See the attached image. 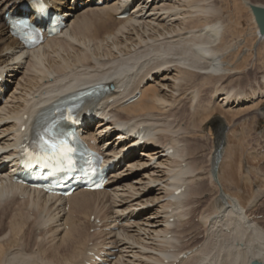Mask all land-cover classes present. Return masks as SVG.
Returning a JSON list of instances; mask_svg holds the SVG:
<instances>
[{
    "label": "bare ground",
    "instance_id": "6f19581e",
    "mask_svg": "<svg viewBox=\"0 0 264 264\" xmlns=\"http://www.w3.org/2000/svg\"><path fill=\"white\" fill-rule=\"evenodd\" d=\"M73 1L45 0L67 17V26L29 51L12 36L7 15L35 20L32 0H0V74L7 75L0 84V264H264V205L254 199L247 209L224 192L217 176L224 141L209 175L219 185L220 208L196 214L200 226L187 228L194 224L189 201L208 174L196 168L184 122L175 117L193 95L182 92L193 73L217 75V85L229 74L237 43L229 34L223 39L222 8L212 0ZM255 35L264 41L256 27ZM99 86L110 94L86 108L94 122L85 139L111 161L146 133L140 152L117 164L102 192L60 198L13 184L19 141L37 117L68 94ZM224 89L223 106L264 99L260 88Z\"/></svg>",
    "mask_w": 264,
    "mask_h": 264
},
{
    "label": "rangeland",
    "instance_id": "374dc122",
    "mask_svg": "<svg viewBox=\"0 0 264 264\" xmlns=\"http://www.w3.org/2000/svg\"><path fill=\"white\" fill-rule=\"evenodd\" d=\"M212 1L218 8L223 10V37H227L229 34L227 37L229 38L232 35L233 39L230 38L232 39V45L237 44L230 51L231 54H234V57L231 60L230 58L227 59L229 62L227 67L229 74L226 75L224 82L222 81L221 84L217 85L218 81H220L219 76L212 75L208 78L205 77V79L203 75L201 76L200 73L198 75L195 72L189 78L190 82L188 81L191 85H186L182 89V92L192 93L194 96L191 94L192 96L187 101L184 100L179 104L181 107L178 106L180 109H178V117H175V121L179 124L184 122L181 127L186 131L185 135H187V138L185 142L191 151V159L200 172H203V174L205 172L203 177L208 174L204 181L198 182L200 185L198 184L199 186L197 185V189H195L198 191V195L197 192L194 193L195 190H192L199 198L193 193L192 195L197 198L193 196L191 198L190 196L193 200L189 201L191 203L189 209H191L188 213L191 215L189 219L191 218V222L194 224L190 223L187 226L188 229H191L192 225L194 228L200 226L199 220H195L197 215L199 216L202 213V215L204 214L203 216H207V211L209 215H213L214 208H217L216 211L220 208L216 198H219L221 194V191L218 192L220 189H218L219 185L214 183L213 180V184L210 182L213 179V159L218 152L219 142L223 143L224 141V147L222 149L223 156L217 166V176L224 192L235 199H239L247 209L254 199L257 200L258 207L264 205V198L260 199V195L264 193V117L260 115L263 111L262 109H264V99H261L257 105L246 104L238 108L223 106L219 101L220 94L224 92V88V90L240 89L249 92L259 88L264 90V41H259L257 35H255L256 25L253 23L250 11L245 6H242V0ZM253 1L264 4V0ZM225 30L226 33H224ZM217 79L219 80L216 81ZM205 84H208V87ZM193 97L196 98V103ZM192 104L195 105L193 106ZM225 127L226 131L223 133ZM210 174H212V178L209 176ZM259 191L261 192L260 194L258 193ZM194 200L196 203H194ZM211 200H214V202ZM211 210L213 213H211ZM260 211L262 212L263 209ZM260 211L259 213H261ZM197 240L199 243L201 239Z\"/></svg>",
    "mask_w": 264,
    "mask_h": 264
},
{
    "label": "snow or ice",
    "instance_id": "6c2138e0",
    "mask_svg": "<svg viewBox=\"0 0 264 264\" xmlns=\"http://www.w3.org/2000/svg\"><path fill=\"white\" fill-rule=\"evenodd\" d=\"M21 27L28 28L29 25L23 21L20 22ZM70 111V110H69ZM69 120H74L71 115L67 117ZM48 137V138H46ZM38 142L42 148H46L50 153V158L55 159L57 155L66 157L67 153L71 151L67 147L66 134L59 128L53 125L43 129V132L37 134Z\"/></svg>",
    "mask_w": 264,
    "mask_h": 264
},
{
    "label": "water",
    "instance_id": "95a60500",
    "mask_svg": "<svg viewBox=\"0 0 264 264\" xmlns=\"http://www.w3.org/2000/svg\"><path fill=\"white\" fill-rule=\"evenodd\" d=\"M247 7L253 17L256 28L259 30L260 38H264V7L259 5L244 4ZM253 264H259L254 262Z\"/></svg>",
    "mask_w": 264,
    "mask_h": 264
}]
</instances>
